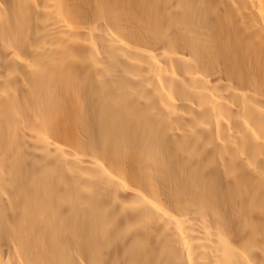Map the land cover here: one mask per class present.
<instances>
[{
    "label": "bare ground",
    "instance_id": "obj_1",
    "mask_svg": "<svg viewBox=\"0 0 264 264\" xmlns=\"http://www.w3.org/2000/svg\"><path fill=\"white\" fill-rule=\"evenodd\" d=\"M0 264H264V0H0Z\"/></svg>",
    "mask_w": 264,
    "mask_h": 264
}]
</instances>
